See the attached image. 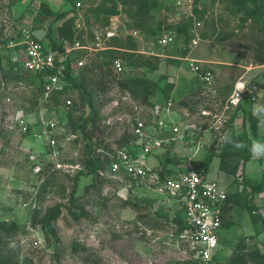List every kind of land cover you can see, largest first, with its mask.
I'll return each mask as SVG.
<instances>
[{
  "label": "rangeland",
  "instance_id": "374dc122",
  "mask_svg": "<svg viewBox=\"0 0 264 264\" xmlns=\"http://www.w3.org/2000/svg\"><path fill=\"white\" fill-rule=\"evenodd\" d=\"M41 1L0 0V223L18 226L0 228V255L14 264H205L177 237L180 209L169 206L154 180L112 175L106 166L88 186L93 176L85 167V140L70 122L87 112L80 90L72 91L71 106L63 97L57 106L40 103L38 77L21 66L26 48L9 45L37 26ZM81 1L86 11L70 25L72 38L63 40L112 46L113 60L123 65L118 71L113 62L117 82L94 97L105 141L115 149L123 135L132 138L137 119L162 122L166 129L178 125V137L153 153L150 164L159 167L167 159L169 175L189 165L207 166V179L231 194L213 264L254 247L264 253V114L259 125L254 112H264V0H129L134 6L122 0ZM52 2L59 4L56 9L69 7L64 0ZM97 9L100 18L92 12ZM109 9L117 13L104 20ZM99 50H76L74 57L89 64ZM192 64L212 69L213 78L192 76ZM136 78L153 84L154 104L165 109L172 100L171 111L155 116L141 94L118 82ZM174 88L187 93L171 96ZM50 121L55 125L44 133ZM58 203L62 212L49 229L35 222ZM244 258L258 264L247 254Z\"/></svg>",
  "mask_w": 264,
  "mask_h": 264
},
{
  "label": "built area",
  "instance_id": "2783aa9c",
  "mask_svg": "<svg viewBox=\"0 0 264 264\" xmlns=\"http://www.w3.org/2000/svg\"><path fill=\"white\" fill-rule=\"evenodd\" d=\"M76 6L82 7L83 2L77 0ZM33 32V30H24L21 40L16 43L11 41L9 45L19 44L26 48L27 57L22 62V68L31 77L32 75L38 77L35 82L40 88V103H51L54 95H61L64 104L71 106L73 99L67 90L64 77L68 70L76 75L77 71L87 64L84 58L75 59L74 52L81 49L102 50L109 46L90 48L82 45L80 41H75L72 45L65 42L64 49L59 50L37 39ZM165 40V38L160 39V42L163 43ZM114 67L118 71L122 70V60L116 58ZM191 69L199 74L203 81H210L213 78L210 69L201 70L199 65L194 64ZM172 105V101H169L165 110L170 111ZM153 111L155 116L160 115L162 108L156 105ZM45 124L44 133L51 132L49 126L55 125L53 121ZM161 124L149 125L145 119H137L132 131L136 140L127 142L122 147H116L114 152L109 154L111 163L108 170L112 175L152 179L159 184L165 198L170 201L169 206L174 205L176 209H180L178 211L181 213L185 228L177 234L179 240L188 243L190 253L197 259L205 264H213L217 261V251L222 243L221 232L224 228V216L229 210V193L218 183L207 179L208 171L204 166L189 165L186 170L173 175L168 174L165 179H161L159 171L162 165L159 166L160 168L151 165L150 157L153 153L166 149V144L175 140L179 134L178 125H171L166 129L162 127L166 125ZM23 129L27 131L28 126L23 125ZM49 137V135L45 136L46 139ZM36 168L38 170L39 166Z\"/></svg>",
  "mask_w": 264,
  "mask_h": 264
},
{
  "label": "trees",
  "instance_id": "16d2710c",
  "mask_svg": "<svg viewBox=\"0 0 264 264\" xmlns=\"http://www.w3.org/2000/svg\"><path fill=\"white\" fill-rule=\"evenodd\" d=\"M65 3H68L69 7L64 9H54L52 3L49 0H42L37 10L38 14L36 16L37 26L32 29L33 31L39 28H45L47 33L45 37L41 40L46 43L48 46L63 50L65 45V40L62 37H70L72 38L73 29L70 28V25L75 24V18L78 14L85 13V5L83 7H77V0H64ZM123 3H130L129 0H122ZM95 2V1H94ZM93 2V3H94ZM255 5L257 3L254 2ZM134 6V5H133ZM142 6V5H141ZM140 6V8H141ZM84 9V11L82 10ZM92 10V9H91ZM101 9L93 10L95 13V17L100 18ZM88 11V10H87ZM103 12V11H102ZM259 12V7L255 6L253 9V13L255 14V18L261 17L257 16ZM116 14V10H104V16L102 17L104 20L109 21V17L111 14ZM137 13H132V15H136ZM142 14H144V10H142ZM257 18V19H258ZM74 22V23H73ZM62 23V24H61ZM116 39V37H112ZM9 44V43H8ZM112 46L109 48L99 50L96 56L97 61H92L91 63H87L85 66L80 68V72L75 75L71 70L67 71L64 79L67 82V90L70 92L72 96L73 90H80V94L82 96V103L85 105L87 112L85 111V115L80 116L78 119L71 122V127L75 132L82 133L83 139L85 140V167L87 168L88 174L93 176L92 181L88 183V186H94L96 184V179H100V173L103 172L106 166H109L111 163L110 153L114 152V149L109 146V143L105 141V128L101 127L102 119L98 116V106L95 103V94H98L100 91H107L108 87L111 83L117 82V78L114 76L113 72V62L114 58ZM132 59V58H131ZM19 63V61H18ZM17 61H15V65L17 68L21 69ZM18 64V65H17ZM70 65V62H69ZM126 80V79H125ZM120 79L119 84L123 88H129L131 92L136 94H141L144 97V102H148V104L155 106V104L150 100V95L152 94L153 84L145 79L136 78L132 81ZM130 83V84H129ZM132 83H134L132 85ZM78 90V91H79ZM53 101L57 106L60 102H62L61 95H54ZM74 106L76 103L74 102ZM73 106V107H74ZM257 119L255 118V123ZM91 124V128L88 129V125ZM95 138V141H94ZM136 140V136L133 133V137L129 139V136L123 135L118 143V147L124 146L127 142H132ZM100 149V151H99ZM167 159H161L162 168L159 171L161 179H165V177L170 174V165L168 164ZM205 167V166H204ZM206 171H208V167H205ZM71 200H74V196L76 194V190H73L71 193ZM230 195L228 194V205L230 206ZM63 209L62 203H58L55 206L48 207L46 212L44 213L42 218H37L35 222L40 223L43 227L49 229L52 222L57 219ZM254 213H257L256 209H253ZM264 221V220H263ZM175 222L179 225L178 233L182 232L185 228L184 221L181 217V213H179L175 217ZM17 224L15 222L5 224V222L0 223V228L5 231H10L12 229L17 228ZM243 248H246V245H242ZM235 253L233 254L231 259H227L223 264H246L247 258H244V255L250 256V261H256L258 264H264V253L260 251L259 248L254 247L249 251ZM0 264H14L15 261L9 257H5L4 255H0ZM249 261V260H248Z\"/></svg>",
  "mask_w": 264,
  "mask_h": 264
},
{
  "label": "crops",
  "instance_id": "0c3cea01",
  "mask_svg": "<svg viewBox=\"0 0 264 264\" xmlns=\"http://www.w3.org/2000/svg\"><path fill=\"white\" fill-rule=\"evenodd\" d=\"M51 3H52V5H53V8L54 9H56L55 7H56V5H59L58 3H56V2H52V0H49ZM55 1H57V0H55ZM22 66V65H21ZM211 71H212V69H210ZM23 71H25L24 69H23ZM192 73V76H196V73H193V72H191ZM29 76H31V75H29ZM191 76V77H192ZM201 78V77H200ZM202 80V79H201ZM196 84V82H194V81H192V86L194 85V84ZM189 84V83H188ZM190 84V85H191ZM244 85H245V83H244ZM184 93H187V91L186 90H182V89H178V90H176L175 88L173 89V95H171V96H174V95H176L177 97H181V98H183V96L184 95H182V94H184ZM169 101H172V100H169ZM169 101H167L166 103H165V109H166V107H167V103L169 102ZM156 105H159V103H155V106ZM159 106H161V105H159ZM161 108H162V112H163V110H165L164 109V107L163 106H161ZM259 109H260V111H259ZM165 111H167V110H165ZM171 111V110H170ZM175 112H176V109L174 110ZM255 113L257 112L258 113V116H259V118H260V120L258 121H256L257 123H259V125H260V122H261V115H262V113L264 114V112L262 111V109L261 108H258V110L256 111H254ZM257 119V118H256ZM256 123V124H257ZM255 124V125H256ZM257 127H258V125H257ZM258 129H259V127H258ZM254 148H253V152H252V154H253V156H255V154L257 153V147H256V145L255 146H253ZM43 153H44V155H43V157L44 158H46V156H48L47 154H46V152H44V150H43ZM260 154L262 155V154H264V150H262L261 152H260ZM35 157V156H34ZM252 159V158H251ZM250 159V160H251ZM249 160V161H250ZM258 196V192L256 193V197ZM257 206H259V205H257Z\"/></svg>",
  "mask_w": 264,
  "mask_h": 264
},
{
  "label": "water",
  "instance_id": "95a60500",
  "mask_svg": "<svg viewBox=\"0 0 264 264\" xmlns=\"http://www.w3.org/2000/svg\"><path fill=\"white\" fill-rule=\"evenodd\" d=\"M33 33H34V36H35L37 39L42 40V39L45 37L47 31H46L45 28H39V29L34 30Z\"/></svg>",
  "mask_w": 264,
  "mask_h": 264
},
{
  "label": "bare ground",
  "instance_id": "6f19581e",
  "mask_svg": "<svg viewBox=\"0 0 264 264\" xmlns=\"http://www.w3.org/2000/svg\"><path fill=\"white\" fill-rule=\"evenodd\" d=\"M240 87L244 89L245 88V85L241 82L240 83Z\"/></svg>",
  "mask_w": 264,
  "mask_h": 264
}]
</instances>
